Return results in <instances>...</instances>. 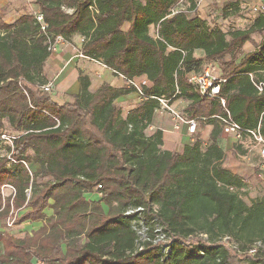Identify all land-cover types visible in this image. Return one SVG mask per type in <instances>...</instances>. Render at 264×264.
Here are the masks:
<instances>
[{
  "label": "trees",
  "instance_id": "1",
  "mask_svg": "<svg viewBox=\"0 0 264 264\" xmlns=\"http://www.w3.org/2000/svg\"><path fill=\"white\" fill-rule=\"evenodd\" d=\"M35 3L47 33L34 14L8 23L0 12V264H237V255L216 242L231 235L247 248L264 239V197L249 203L241 194L244 181L224 167L218 140L219 117L227 112L218 98L202 97L187 75L217 62L231 116L245 128L260 125L264 134V90L256 86L264 83V38L243 51L252 34L264 33V14L225 31L190 15L196 0ZM58 35L65 41L80 35L81 52L115 74L145 77L141 102L124 117L117 100L136 88L104 82L92 92L83 70L79 92L63 104L54 100L41 86L50 81L45 64ZM162 98L189 100L185 117L212 124L211 142L197 138L162 149V130L146 132ZM6 124L13 145L1 138ZM6 184L14 194H3ZM94 191L99 199L87 197ZM14 212L17 223L41 225L15 235L6 226ZM143 227L151 240H141ZM158 227L172 238L168 253L152 241ZM200 232L210 244L182 242ZM263 263L261 251L246 260Z\"/></svg>",
  "mask_w": 264,
  "mask_h": 264
},
{
  "label": "crops",
  "instance_id": "2",
  "mask_svg": "<svg viewBox=\"0 0 264 264\" xmlns=\"http://www.w3.org/2000/svg\"><path fill=\"white\" fill-rule=\"evenodd\" d=\"M204 1L205 0H196L197 8L194 11H191L190 15H198L212 24L208 17V13L211 11V6H207L206 1ZM258 1L262 0H256L255 2ZM247 5L250 4L246 0H242L239 3L240 7H246ZM230 9L231 7L226 9L225 12ZM38 11L39 8L36 5L35 0H0V12L4 13V19L8 23L15 22L23 14H35ZM220 17L224 19L221 21L225 22L230 18L227 15L225 16V14L220 15ZM241 19H243V17H241ZM127 27L128 24L125 25V28ZM152 27L155 29L154 26H151V28ZM263 38L264 33L252 34V39L244 44L243 51L247 52L253 50L262 42ZM82 43L83 39L80 35H75L71 41H63L59 43L57 51L52 53L46 61L45 72L50 81L54 83V91L51 93L52 97L61 104L69 102L70 100L67 98L72 97L73 94L79 92L80 70H83L90 76V90L92 92L104 82L115 87L129 86L124 77L115 74L112 69L108 68L106 65L96 60L81 57L80 52ZM194 55L197 58H202L204 57V52L202 49H196ZM207 68L212 69L215 75L222 77V70L217 62H206L205 69ZM143 78L146 79L145 77ZM141 100L142 98L139 96L138 92L134 91L120 96L117 103L122 107L125 114L123 116L126 117L129 110L136 107ZM189 103V100L179 98L172 103V106L185 113V109ZM173 124L174 121L170 112L166 109L160 108L156 110L152 124L148 127L146 132L150 135L156 130H162V149L171 151L178 150L184 144H191L197 138H199L205 146L211 142L213 125L208 123L206 119H199L197 121V127L194 133L189 131V126L185 120L180 124L178 129H175ZM218 140L225 150V158L223 160L224 167L239 175L244 181V187H247L248 183L252 184L253 187L249 185L250 189H255V192L258 190L259 194H263L264 160L260 155L259 149L253 145L249 137L244 136L242 140H237L234 136L224 133L223 130ZM87 195H90L87 196L88 198L94 200L101 197L97 191L89 192ZM47 210H51L50 213L47 212L49 215L52 214V209L48 208Z\"/></svg>",
  "mask_w": 264,
  "mask_h": 264
},
{
  "label": "built area",
  "instance_id": "3",
  "mask_svg": "<svg viewBox=\"0 0 264 264\" xmlns=\"http://www.w3.org/2000/svg\"><path fill=\"white\" fill-rule=\"evenodd\" d=\"M250 9L256 13V14H264V0L258 1L255 3H252L249 5ZM67 11L71 12L72 9H66ZM35 17L37 21L40 23L41 30L47 33V27L48 23L45 21V18L41 12H36ZM83 39V38H82ZM65 41L64 38L61 35H58L55 37L54 41H52L49 44V51L52 53L57 51L58 44ZM81 57H86L82 52H80ZM88 58V57H86ZM90 59V58H89ZM94 60V59H92ZM97 61V60H96ZM103 64V63H102ZM113 71V70H112ZM114 72V71H113ZM120 76L124 77L129 86H133L136 88V92H138L139 96L143 98V85L147 84V80H142L141 85L137 82V80L134 79H128L124 75ZM188 82L193 85L196 90L199 92V94L202 97L206 98H218L220 100V103L225 108L227 115L226 116H220L221 124H222V130L224 133L229 134L231 136H234L237 140H242L244 136L249 137V139L252 141L253 145L256 146L259 149L260 155L262 159L264 160V134L261 132L260 125L257 128H245L243 127L239 122L234 120V118L231 116L230 111L226 107V99L225 97L221 96V84L226 81L225 78H222L220 76H217L213 73L212 69L207 68L204 69L202 72H191L187 75ZM258 90L261 92L264 90V83L259 82L256 84ZM41 89L45 92H52L54 91V83L52 81H49L41 86ZM161 101V108L166 109L170 112L172 119L174 121V128L178 129L180 127V124L185 120L189 126V131L191 133H194L196 131L197 127V121L196 119H188L186 118L181 112H179L176 108L172 106V104L169 103V100L167 99H160ZM7 134L2 135V139L13 145V137L10 139H6ZM8 157L12 160H14L11 155L9 154ZM7 187H10L12 189V194H14V188L8 184L4 185ZM130 211H128L129 213ZM148 228L143 227L140 230H138V234L140 235V238L142 241L145 240H151L148 236ZM191 239H197L196 243H191ZM153 243L155 244L157 241H164V243L156 244L160 245L163 248V251L165 253H168L170 251V243L172 241V238L170 236H167V234L162 230L161 227L156 228L155 230V237L152 239ZM188 246L195 245V244H210V239L207 233L200 232L195 235H191L190 237L184 239L182 241ZM195 243V244H194ZM217 244H222L227 249L235 253L237 256L242 257L243 259L247 260V258H250L251 256H254L258 253L264 252V239H259L254 241L250 246L247 248H242L234 240V238L231 235H224L220 237V239L217 240ZM143 247H140V250ZM198 253L201 255L204 254V250L202 248H198Z\"/></svg>",
  "mask_w": 264,
  "mask_h": 264
},
{
  "label": "rangeland",
  "instance_id": "4",
  "mask_svg": "<svg viewBox=\"0 0 264 264\" xmlns=\"http://www.w3.org/2000/svg\"><path fill=\"white\" fill-rule=\"evenodd\" d=\"M207 6H211V11L210 13H208V17L210 19V21L212 22L213 25H219L221 26L225 31H230V30H234V29H238V28H246L248 27L252 21L254 20V18L257 16L256 13H254L249 5H247L246 7H240L239 3L242 0H205ZM204 1V2H205ZM249 4L254 3L256 0H246ZM231 7V9L229 11H226V9H229ZM225 14V16L227 15L228 17V21H221L224 20L223 18L220 17V15ZM241 17H243V19H241ZM151 34L154 35L155 34V29L152 27L151 28ZM260 34V33H259ZM101 63V62H100ZM137 82L139 83V85H141L142 80H144V78H136ZM147 80V79H146ZM50 93H53L50 92ZM68 97V96H67ZM68 100H71V97L67 98ZM121 107V106H120ZM122 108V107H121ZM176 108V107H174ZM177 109V108H176ZM179 112H181L184 116L185 113H183V111L177 109ZM122 114H124V111L122 109ZM6 139H10L11 137H13L15 135L14 131L12 130V128L6 124ZM249 185L251 187H253L252 184L248 183L247 187H243L240 192L241 194L244 196L245 200L247 202H251L252 200L256 199V198H260V197H264V193L263 194H259L258 190L255 192V189H250ZM3 194L5 196H9L12 195V189L10 187L7 186H3ZM252 191V193H251ZM90 196V195H87ZM107 209V207H106ZM48 213L51 212V210H47ZM20 215V213L18 212H14L12 215H10L11 217H9L8 221H7V229L15 234V235H23L26 231L30 232L33 229L38 228V226L41 224V221H24L21 223H17V219L18 216ZM197 239H191V243L193 242H197ZM160 243H164V241H157L155 244H160ZM194 243V244H195ZM0 246L2 247V245L0 244ZM235 263L237 264H246V260H244L242 257L239 256H235L234 258ZM264 264V263H263Z\"/></svg>",
  "mask_w": 264,
  "mask_h": 264
}]
</instances>
